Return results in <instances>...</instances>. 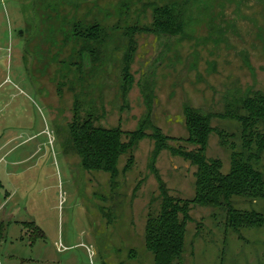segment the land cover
<instances>
[{"label": "rangeland", "instance_id": "1", "mask_svg": "<svg viewBox=\"0 0 264 264\" xmlns=\"http://www.w3.org/2000/svg\"><path fill=\"white\" fill-rule=\"evenodd\" d=\"M46 1L0 0V146L12 142L0 151V217L9 215L0 222V238L16 257L7 259L154 264L145 234L148 217L159 210L160 183L173 197L192 198L196 168L179 153L156 151L153 139L143 137L119 158L115 178L84 169L66 144L75 103L96 111L101 127L132 131L147 120L146 133L152 124L168 144L192 149L187 107L219 112L235 89L264 92V0H200L193 8L204 6L203 12L189 13L188 37L180 42L136 31L126 88L124 27L146 29L165 0H89L66 7L76 12L69 17L84 26L97 22L113 36L90 62L82 57L92 45L86 37L72 36L60 49V20L44 9ZM211 124L229 133L236 127L216 117ZM9 127L14 141L5 136ZM205 155L219 159L222 172L229 169L230 149L217 132L208 136ZM256 208L264 210V200ZM188 213L179 264H264V229L240 240L224 231L216 208L196 205Z\"/></svg>", "mask_w": 264, "mask_h": 264}, {"label": "trees", "instance_id": "2", "mask_svg": "<svg viewBox=\"0 0 264 264\" xmlns=\"http://www.w3.org/2000/svg\"><path fill=\"white\" fill-rule=\"evenodd\" d=\"M84 1L89 0H48L43 7L60 20L56 27L62 35L60 49L63 50L66 42L73 39L72 36L86 37L88 42H92L89 51L82 52L87 62L91 56L97 59L102 51L104 53L105 46L113 36L97 22L84 26L78 19L69 17L76 12H66L65 8L76 9ZM199 3L200 0H165L162 6L154 8L153 22L146 29L124 27L127 45L122 56L121 71L125 88L132 84L128 66L135 49L136 31H151L180 42L188 37L193 17L189 13L203 12L204 6L200 11L193 8V5ZM67 27L71 29V35L64 34ZM61 61L62 71L70 72L69 62L65 58ZM73 113L66 144L79 155L81 165L86 170L104 171L115 178L119 158L130 154L143 137L153 139L156 151L167 149L179 153L195 166L192 198L184 200L173 197L169 195L165 184L160 183L159 210L148 217L145 234L147 249L153 254L154 264L180 263L186 224L191 220L188 212L192 206L206 205L221 211L225 221L224 231L235 234L240 240H246L247 235L261 233L264 229V210L256 208L264 200V92L235 89L225 98L224 107L219 112L205 114L187 107L184 116L188 133L186 142L193 146L190 150L168 144L169 137L161 134L152 124L148 126L151 133H146L147 120L141 121L137 129L125 131L119 127L105 128L97 125L96 111L85 109L81 103H75ZM213 117L233 121L236 126L234 132L229 133L219 125L218 128L212 126ZM212 132H217L221 144L230 149V166L225 172L221 170L219 159H210L205 155L208 136ZM228 136L234 140L230 141ZM241 203L244 205L238 206Z\"/></svg>", "mask_w": 264, "mask_h": 264}, {"label": "crops", "instance_id": "3", "mask_svg": "<svg viewBox=\"0 0 264 264\" xmlns=\"http://www.w3.org/2000/svg\"><path fill=\"white\" fill-rule=\"evenodd\" d=\"M10 128H12V127H9V128H7V130L9 131V129ZM10 135V136H9ZM5 136H7L8 138H10L12 141H14V139L13 138H11L12 136H11V131H9V132H7L6 134H5ZM10 139H8V141H10ZM7 141V140H6ZM7 141V142H8ZM5 143V144H4ZM3 144H1V146L3 147V148H0V151L2 150V149H4L5 147H7V146H10V144L12 143V142H8V143H6V142H4ZM0 146V147H1ZM15 146V145H14ZM14 146H11L10 147V149H12V148H14ZM2 158V157H1ZM0 158V159H1ZM8 198H9V196L8 197H6V200H8ZM5 203H2L1 204V208L3 207V205H4ZM8 216L9 215H6V216H3V217H0V222L2 221V220H8ZM8 228V225H6V229ZM5 242L4 243H2L1 241H3V239H1L0 238V263H2V264H17L16 262H11L12 261V258H10L9 260L7 259V257H14V258H16L15 257V255H12V251H11V248L9 247V246H6V244H7V240H6V237H5ZM11 246H12V243H11ZM16 259H14V261H15ZM18 264H19V262H18Z\"/></svg>", "mask_w": 264, "mask_h": 264}]
</instances>
